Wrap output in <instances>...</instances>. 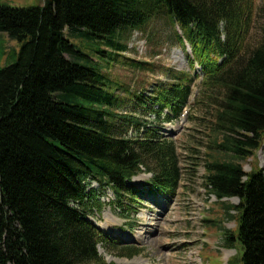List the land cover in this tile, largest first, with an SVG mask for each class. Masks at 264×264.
Returning a JSON list of instances; mask_svg holds the SVG:
<instances>
[{
  "label": "trees",
  "instance_id": "1",
  "mask_svg": "<svg viewBox=\"0 0 264 264\" xmlns=\"http://www.w3.org/2000/svg\"><path fill=\"white\" fill-rule=\"evenodd\" d=\"M44 2L0 6V37L21 44L17 62L0 70V264H109L98 247L114 242L88 220V183L110 187L120 205L127 197L138 203L131 183L145 169L154 175L151 195H174L182 179L177 143L162 136V125L186 108L204 134L191 141L205 157L206 190L220 203L240 200L230 208L237 230L223 233L225 246L243 251L242 264H264V171L244 170L264 146V30L246 47L254 1ZM160 15L180 29L179 42L203 71L194 105L195 82L185 74L150 94L118 95L125 88L72 41L106 42L114 53L105 46L97 53L111 66L128 51L123 34L142 32Z\"/></svg>",
  "mask_w": 264,
  "mask_h": 264
},
{
  "label": "rangeland",
  "instance_id": "2",
  "mask_svg": "<svg viewBox=\"0 0 264 264\" xmlns=\"http://www.w3.org/2000/svg\"><path fill=\"white\" fill-rule=\"evenodd\" d=\"M253 1L255 20L246 42L249 48L259 44L264 30V0ZM44 5V0H0V6L10 8L27 9ZM66 34L74 39L69 32ZM177 34L183 36L167 16L160 15L142 32L123 34L121 42L128 47V51L111 66L103 62L108 61L107 58L97 53L102 46H105L102 48L104 52L114 53L106 48V42L83 35L72 41L89 60H94L105 74L125 88L117 92L124 98L128 96L126 89L128 94H150L160 84L173 83L179 74L194 80V92L197 94L203 74L192 60L190 45L183 46ZM120 38L119 35L117 39ZM20 54L21 44L0 37V70L15 64ZM142 63L148 65L145 70L140 66ZM82 64L89 66L91 63L84 60ZM196 97L192 99V105ZM165 114L168 115V112ZM197 115L201 116L200 113ZM148 120L149 126H154L153 118ZM163 122L162 136L177 143L182 176L179 188L169 197L149 195L146 191L154 175L144 169L131 184L134 192L141 194V197H133L138 203L127 197L120 205L108 186L90 181L92 202L88 220L99 229L104 228L102 232L114 242L112 249L99 246L100 256L109 264H233L235 259V264H242L239 260L243 251L227 248L223 234L236 232L237 213L230 208L239 206L240 201L233 198L220 203L209 195L205 186V157L203 153L192 150L196 145L191 138H202L204 134L196 123L177 117ZM137 137L131 131L127 138L135 140ZM255 166L264 171V146L256 159L244 164V170L251 173ZM148 238L156 242L150 244Z\"/></svg>",
  "mask_w": 264,
  "mask_h": 264
},
{
  "label": "bare ground",
  "instance_id": "3",
  "mask_svg": "<svg viewBox=\"0 0 264 264\" xmlns=\"http://www.w3.org/2000/svg\"><path fill=\"white\" fill-rule=\"evenodd\" d=\"M104 231H105V229L104 228H102ZM108 230V229H107ZM142 240V239H141ZM156 242V240H154V239H152V238H148V243H155ZM141 264V263H140Z\"/></svg>",
  "mask_w": 264,
  "mask_h": 264
}]
</instances>
